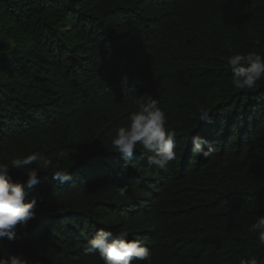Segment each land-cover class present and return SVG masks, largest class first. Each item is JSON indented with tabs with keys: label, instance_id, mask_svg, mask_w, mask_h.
Masks as SVG:
<instances>
[{
	"label": "trees",
	"instance_id": "16d2710c",
	"mask_svg": "<svg viewBox=\"0 0 264 264\" xmlns=\"http://www.w3.org/2000/svg\"><path fill=\"white\" fill-rule=\"evenodd\" d=\"M236 52L264 54V0H0V162L32 152L52 161L25 187L35 215L0 241V257L103 264L85 254L88 240L126 229L152 264H264L249 231L264 215V78L236 89ZM146 92L175 132L177 156L163 169L139 145L127 162L112 151ZM192 136L213 155L194 156ZM57 169L70 179H53ZM24 171L8 174L23 184Z\"/></svg>",
	"mask_w": 264,
	"mask_h": 264
},
{
	"label": "clouds",
	"instance_id": "9594fccd",
	"mask_svg": "<svg viewBox=\"0 0 264 264\" xmlns=\"http://www.w3.org/2000/svg\"><path fill=\"white\" fill-rule=\"evenodd\" d=\"M12 46L9 47V53ZM232 71L231 83L236 89L253 90L258 81L264 78V54L257 52H236L228 58ZM136 108L128 115L125 126L116 129L111 139L112 151L121 159L129 161L134 150L139 145L147 156L149 164L161 169L165 168L177 156L175 132L169 130L165 111L150 93H144L135 101ZM199 120L211 123L212 110L207 105L198 106ZM192 153L194 156L208 158L216 149L203 137L192 136ZM70 156L67 148L57 153L58 158ZM52 161L43 153L32 152L25 156L13 158L10 163L0 162V241L5 237L9 240L18 238L16 226L26 225L35 215L37 201L35 198L25 202V187L31 188L39 181V172L49 168ZM228 161H224L225 166ZM38 165V167H29ZM9 166L16 169H26V180L23 184L13 182L9 176ZM53 179L67 181L70 179L68 170L57 169L52 173ZM127 186L119 187V196L124 197ZM250 232L258 234L259 242L264 245V215L257 218L249 228ZM129 232L121 229L117 232L101 229L87 242L84 252L87 255L97 254L103 264H130L133 260L152 264V252L141 241L129 239ZM0 264H25L17 254L0 257ZM239 264H258L253 255L241 258Z\"/></svg>",
	"mask_w": 264,
	"mask_h": 264
}]
</instances>
